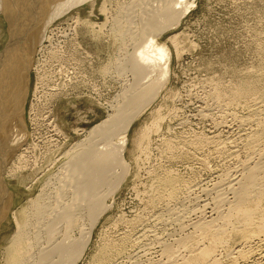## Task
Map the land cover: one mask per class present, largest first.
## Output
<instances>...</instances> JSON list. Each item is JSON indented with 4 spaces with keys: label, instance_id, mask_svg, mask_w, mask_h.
Returning <instances> with one entry per match:
<instances>
[{
    "label": "rangeland",
    "instance_id": "1",
    "mask_svg": "<svg viewBox=\"0 0 264 264\" xmlns=\"http://www.w3.org/2000/svg\"><path fill=\"white\" fill-rule=\"evenodd\" d=\"M131 1L133 2L94 0V5L80 4L47 27L44 39L34 53L29 73V92L24 107L28 132L25 146L19 152L24 156L26 167L10 183L5 179L6 187L14 193L15 205L12 211L25 207L29 199L37 196L43 182L59 171V167L66 161L65 153L83 138L85 132L108 117L115 104L116 108L119 107L121 98L116 99L117 96L125 85L133 81L125 61L131 54V47L128 46L130 34L124 36L123 32L112 29L117 33L114 34L111 28L126 22V17L123 22V15L128 11L126 8ZM185 1L186 4L192 3V0ZM193 3L194 7L176 27L158 37V43L165 45L170 52L167 81L161 86L152 105L129 129L124 151V159L127 167L129 166L127 176L121 186L103 200L109 209L90 231L88 245L75 264H95L99 250L107 244L121 250L118 249V256L114 247L115 250L110 252L114 253L110 255L113 258H109L105 264H163L164 261L159 258L160 245L155 244L156 238H163V241L165 239L166 244H174L177 250L179 248H176V242L195 233L190 225L199 218L197 216L203 220L216 217L214 214L217 212L214 211H218L216 201L219 193L223 192L220 195L225 203L232 200L231 194L224 189L225 183L238 170L240 162L245 159V153L240 155L244 159L240 156L233 159L227 156V144L233 140L238 141L237 136L240 137L241 133L247 131L246 127L240 128L238 121L250 113L251 110H248L251 109V101L244 98H240L238 102L231 101L229 95L237 86L247 82L253 83L256 90L264 89V0H195ZM76 18L82 24L76 27L75 32L72 29ZM58 30L62 33H57ZM51 32L52 38L48 41L47 37ZM121 35L126 37V44L122 43L124 37ZM0 36L1 50L7 36L2 14ZM50 40L53 48L60 49L56 48L57 51L51 55L53 58L47 59L50 58L47 51H39L49 47ZM36 64L37 67L34 66ZM41 75L46 77L42 85L38 84ZM50 91L52 95H49ZM214 137L221 139L218 142ZM198 138L205 140L206 145L193 147L192 141ZM139 143L143 148H136ZM224 152L228 154L225 156ZM165 173L181 180V187L185 185L180 188L181 193L174 200H161L158 181ZM185 189L190 192L184 191ZM204 190L206 193H202ZM213 199L215 205L212 203ZM205 203L209 207L201 209V205ZM225 209L226 205L220 211ZM198 210H203V213L198 214ZM192 212H195V216L191 215ZM84 215L81 217L83 223L79 219L78 225L74 226L81 233L78 229L79 232L71 231L72 238L79 240L88 232V219ZM182 227L185 233L180 232ZM14 230L13 219L9 216L0 230V253L7 246V241L4 240L9 239ZM138 234L140 237L137 238ZM138 239L139 241H135ZM204 241L201 244L208 246L209 242ZM236 242L238 244L239 241L230 238L225 243L226 246L217 248L214 255H221L222 258L215 256L216 259L224 261L228 253L232 254L237 246ZM147 244L149 247L145 249ZM191 251L192 249L181 248L177 250L175 257L181 262L183 258L192 256ZM129 256L132 257L131 260Z\"/></svg>",
    "mask_w": 264,
    "mask_h": 264
},
{
    "label": "bare ground",
    "instance_id": "2",
    "mask_svg": "<svg viewBox=\"0 0 264 264\" xmlns=\"http://www.w3.org/2000/svg\"><path fill=\"white\" fill-rule=\"evenodd\" d=\"M134 1L129 2L126 8V11L127 9L128 11H125L126 13L123 15L124 20H122L124 22L126 17V22L120 24L116 21L119 25L117 24L116 28H111V30L115 29V31L123 32L122 35L124 36L130 34V38H128L130 44L127 45L131 47V54L129 59L125 61L132 73L133 81L131 84L125 85L123 91L117 96L116 99L121 98L119 107L116 108L115 104L116 107L114 106L113 110L111 109L112 113L108 117L85 132L83 138L65 153L66 161L59 167V171L50 176L45 183L43 182L37 196L31 200L29 199L25 207L12 211L15 205L14 193L6 187L5 179L9 182L17 178L26 167L24 156L22 152L21 154L19 152L22 150L21 147L25 146L24 142L28 132L24 107L29 92V73L34 53L37 46L44 39L49 24L63 17L68 11L80 4L90 3L94 5V0H0V15L2 14L4 17L7 33L3 49L0 50V230L9 216L13 219L15 226L12 236L4 240V242L7 241V246L3 247L0 253L2 264L77 263L88 245L90 231L93 230L95 223L102 214L109 209L103 200H106L105 198L113 194L124 182L129 167H127L124 159L127 133L137 118L152 105L151 103L155 100L159 90L162 89L161 86L167 81L170 52L165 45L158 43V37L176 27L195 5L193 3L195 0H192L191 4H186L185 0H136L137 4ZM133 8L135 10H132ZM132 13L135 15H132ZM132 18L135 20H132ZM81 24L80 20L76 18L72 30L75 31L76 27H80ZM57 33L62 32L58 30ZM113 33L117 34L114 31ZM50 38H52V32L47 40L49 41ZM123 39L124 42L121 39L122 43L126 44L125 42H128L125 40L126 37ZM48 46L40 49L39 52L45 53L47 51L50 56L47 59H52L53 56L51 55L57 51L55 49L58 47L53 48L51 40ZM34 66L37 67V64ZM45 78L41 75L38 84L42 85V81L46 80ZM258 90H256L253 83L247 82L237 86L229 95L231 101L238 102L240 98L251 101V109H247L248 111L251 110L250 113L238 121L240 128L246 127L247 131H244V134L241 133L240 137L238 135L239 139L236 137L239 142L231 140L232 142L227 144V151L230 155L228 153L227 155L226 151L224 152L225 156L227 155L233 159H238L236 157L245 153V159L240 156L244 160L240 162L238 170L234 171L235 174L232 177H230L232 172L229 174L230 178L226 180V187L224 186V189L229 192L228 194H231L232 200L228 202L226 199L227 203H225V199L223 200L221 197L223 192L219 193L218 197L216 195L218 209V211H214V213L217 212V214H214L216 217L203 220L202 217L197 216L199 218L190 225L193 230L195 229V233H191L193 236H186L185 234V238L182 237V240L176 242V248L192 249V256L189 255L188 259L183 258L179 262L175 257L179 249L175 250L174 244L164 243L166 240H161L163 238H156L155 244L160 245V255L157 254V256L159 255V258H162L160 259L164 261L163 264H264V89ZM51 93L52 91L49 95H52ZM49 95L47 94V97ZM214 138L217 140L216 137ZM220 139L218 138V140ZM237 142L241 143L238 144ZM206 143L205 140L198 138L192 141L191 145L200 148ZM187 145L185 146L187 147ZM221 146L219 152H221ZM139 147H141V143L136 146L137 149ZM223 148L225 150V145ZM139 151L141 150L139 149ZM218 157L220 158V156ZM9 162L10 164H8ZM170 173H165L158 181L162 193L161 200L164 201L174 200L179 194L180 188L185 186L181 187V180L171 175L173 172ZM216 179L219 178L216 177ZM184 191L189 190L185 189ZM214 191L217 194L216 188ZM202 193H206V191ZM223 198L225 197L223 196ZM194 200L196 201L195 197ZM213 202L215 203L214 199ZM206 203L201 205L200 208L209 207ZM224 205H226V209L221 212L223 209L221 211L220 209ZM198 211V214L203 213V210ZM181 213L183 215V211ZM194 213L192 212L191 215ZM83 214L87 216L89 230L83 234L82 238H80V235L78 240V238H72L71 231L77 229L80 231L78 227L75 229L74 226L78 225L77 220L79 222ZM178 218L180 219V217ZM188 218L190 219L189 216ZM183 221L186 222L184 219ZM183 227L180 232L184 230L185 227ZM139 234L137 238L140 237ZM144 236L141 237L145 238L146 236ZM230 238H234L239 242L238 244L236 242L237 246L235 245L232 254L227 252L226 259L220 262L216 257H222L220 254H218L220 256L214 255L215 251L219 247L223 248ZM140 240L142 239L140 238ZM204 240L209 242L208 246L201 244ZM135 241H139V239ZM148 244L145 249L149 247ZM151 244L153 245V243ZM107 245L99 250L97 258L95 257V264H105L104 262L108 261L109 258H113L110 255H114V253L110 254V252L114 251L116 246ZM229 248L231 249V247ZM118 249L121 250V248ZM118 249L116 247L114 251L117 253H115L116 255H118ZM226 249L223 250L226 252Z\"/></svg>",
    "mask_w": 264,
    "mask_h": 264
},
{
    "label": "flooded vegetation",
    "instance_id": "3",
    "mask_svg": "<svg viewBox=\"0 0 264 264\" xmlns=\"http://www.w3.org/2000/svg\"><path fill=\"white\" fill-rule=\"evenodd\" d=\"M3 46H4V45H3ZM2 49H3V47H2ZM2 49H1V50H2Z\"/></svg>",
    "mask_w": 264,
    "mask_h": 264
}]
</instances>
